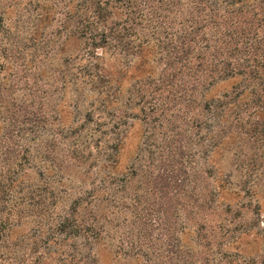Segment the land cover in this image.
I'll use <instances>...</instances> for the list:
<instances>
[{
  "label": "trees",
  "instance_id": "16d2710c",
  "mask_svg": "<svg viewBox=\"0 0 264 264\" xmlns=\"http://www.w3.org/2000/svg\"><path fill=\"white\" fill-rule=\"evenodd\" d=\"M16 8L0 2V240L25 213L43 218L29 253L17 235L0 264H257L243 242L264 238L259 191L233 174L262 157L243 152L238 166V145L264 149V0H56L53 40L52 22L4 17ZM41 47L56 60L55 103L16 79ZM156 115L193 120L208 164L235 154L211 188L195 195L181 168L157 182L140 155L121 168L136 122ZM12 138L39 183L6 157ZM141 173L143 194L130 189Z\"/></svg>",
  "mask_w": 264,
  "mask_h": 264
},
{
  "label": "rangeland",
  "instance_id": "374dc122",
  "mask_svg": "<svg viewBox=\"0 0 264 264\" xmlns=\"http://www.w3.org/2000/svg\"><path fill=\"white\" fill-rule=\"evenodd\" d=\"M1 1L2 5L14 4V8L17 7V10H11L6 13L4 15L5 18H13L14 20L19 21L18 24L21 28L28 26V24L38 22H52V24H49L47 28V38H52L51 40L56 39V0H0V2ZM0 13L2 12L0 11ZM45 13L47 15H45ZM1 23L2 21L0 15V38L5 39L6 36L1 37L5 34V32L2 31L3 28ZM20 31L22 32L20 33L22 36L27 37L29 35V32H27L25 28ZM30 53L31 50H29L26 54L27 60H30ZM47 59V49L41 47L37 51V55L34 56V62H32V65L19 64L18 69L16 70V79L20 81L22 86L38 85V95L45 97L44 92L47 91L50 103H55L56 82H53V77L54 80H56V60L52 65ZM47 71L49 73L46 76ZM229 87L230 84L228 83L221 84L218 87H215L211 94H220ZM70 102H72L71 99ZM81 113H83V111ZM182 118L173 119V116L171 115H167L166 117L156 115L153 116L149 123L147 121L145 122L143 119H139L132 129V133L122 152L121 168H130L133 158L136 155H140L142 158H139V160L142 163H152L151 168L157 182L161 181L160 175L164 177L181 168L183 172L185 171V175L192 187V192L194 191L193 193H195V195H198V193H200V191L207 186L211 188L214 180L220 177V175H218V167L220 165L228 167L227 164L231 163V161L234 162L233 158L235 154L232 153L229 155L226 153L221 155V153L217 152L214 156L216 163H206L201 154V130L195 126V122L193 123V120H185V116ZM17 144H19V142L16 138H12L10 140V147L6 149V157H10V163L13 164L14 168H18L17 170L27 171L26 173L29 172L26 183H39L40 177L37 173H31L30 171V169H36V164H31L23 159V151H25L24 148L26 146H19ZM257 146H260V144L258 143ZM237 147L239 152H241V158L237 160L238 166L242 164V160L245 157V153L243 152H246L249 156L253 153H257V157L260 155L262 156L261 160L258 161V165L252 168L250 173L246 176H243L240 170L235 169L233 181H246L249 187L259 191V203L262 205V208L258 210L260 217L257 219V222L259 225L256 226L255 229L259 233L263 234L264 222L261 221L263 219L261 217H264V149H258L257 147L249 149L246 146L241 148L239 145ZM148 156L149 160L147 158ZM15 161L18 163V167L14 165ZM14 175L15 172H13L12 176ZM228 177H226V179H228ZM147 178L148 176L146 173H141L137 176V178L134 179L132 184L133 186L130 188L131 191L136 190L143 194L144 189L147 187ZM152 179L154 180V178ZM251 194L252 193H249L248 197L255 201L256 195L251 196ZM156 196L157 194H154V196L150 197L152 201L155 200ZM142 201L150 202L145 197H143ZM244 215L246 219H249L248 223H250L253 218H258V215L252 211H247ZM42 218L43 217L40 215L32 212L25 213L22 218V228L14 234L13 238L10 237L8 241L3 242V240H0V247L3 245L2 249H6V254L8 255V253H10L9 255L12 257L14 255V251H18V248L14 247L19 241L16 240V236L19 235V239L25 238V253H29L28 250L26 252V247H32L34 237L33 234L37 233L36 228H38L37 225ZM243 245L246 247L249 257L255 259V263L264 264V238L248 237L243 242ZM22 254L23 253H19L18 257H21ZM10 260L12 259L9 258L8 261Z\"/></svg>",
  "mask_w": 264,
  "mask_h": 264
}]
</instances>
